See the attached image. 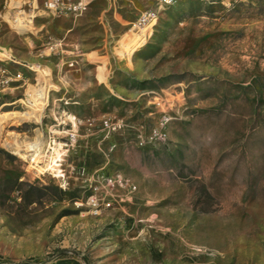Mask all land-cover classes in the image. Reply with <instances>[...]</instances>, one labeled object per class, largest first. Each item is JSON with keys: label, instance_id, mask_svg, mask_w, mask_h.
<instances>
[{"label": "rangeland", "instance_id": "obj_1", "mask_svg": "<svg viewBox=\"0 0 264 264\" xmlns=\"http://www.w3.org/2000/svg\"><path fill=\"white\" fill-rule=\"evenodd\" d=\"M158 1L0 0V264H264V0Z\"/></svg>", "mask_w": 264, "mask_h": 264}, {"label": "built area", "instance_id": "obj_2", "mask_svg": "<svg viewBox=\"0 0 264 264\" xmlns=\"http://www.w3.org/2000/svg\"><path fill=\"white\" fill-rule=\"evenodd\" d=\"M177 1L179 0H159L158 5L162 6L164 4H171ZM87 2L88 0H41V2H38V0H13V4L15 6H19L20 8L17 11H25L26 9L30 12V16L35 15L39 10L45 12L46 14H68L70 16H77L85 9ZM149 15L150 13H146L142 16V19L148 18ZM13 62L18 63L19 61L10 56L8 51L0 50V90L8 87H17L20 85V81H23L21 71L9 65ZM79 171L80 173L84 172V165H80ZM87 180L89 183L88 185L91 188V193L87 195L85 202L90 209H93L94 211L113 206V200L116 198L112 196V192L108 187L109 185H116L118 187L126 185L119 174H95V169L89 175ZM97 180L98 184L95 185V181ZM132 186L127 183V190H131ZM95 189H97V191H95Z\"/></svg>", "mask_w": 264, "mask_h": 264}, {"label": "bare ground", "instance_id": "obj_3", "mask_svg": "<svg viewBox=\"0 0 264 264\" xmlns=\"http://www.w3.org/2000/svg\"><path fill=\"white\" fill-rule=\"evenodd\" d=\"M41 96H42V94H41ZM33 146H34V144H32ZM36 145V144H35Z\"/></svg>", "mask_w": 264, "mask_h": 264}, {"label": "crops", "instance_id": "obj_4", "mask_svg": "<svg viewBox=\"0 0 264 264\" xmlns=\"http://www.w3.org/2000/svg\"><path fill=\"white\" fill-rule=\"evenodd\" d=\"M38 2H39V0H38Z\"/></svg>", "mask_w": 264, "mask_h": 264}]
</instances>
